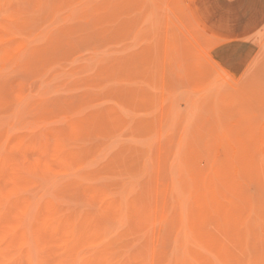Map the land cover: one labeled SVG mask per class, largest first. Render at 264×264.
Instances as JSON below:
<instances>
[{
  "label": "rangeland",
  "instance_id": "rangeland-1",
  "mask_svg": "<svg viewBox=\"0 0 264 264\" xmlns=\"http://www.w3.org/2000/svg\"><path fill=\"white\" fill-rule=\"evenodd\" d=\"M0 264H264V0H0Z\"/></svg>",
  "mask_w": 264,
  "mask_h": 264
},
{
  "label": "bare ground",
  "instance_id": "bare-ground-1",
  "mask_svg": "<svg viewBox=\"0 0 264 264\" xmlns=\"http://www.w3.org/2000/svg\"><path fill=\"white\" fill-rule=\"evenodd\" d=\"M211 62H212V61H211ZM217 68H218V67H217ZM218 72H219V71H218ZM221 72H222V71H221ZM223 75H224V74H223ZM234 84H235V83H234ZM236 85H237V84H236ZM229 86H231V87H232V85H230V84H229ZM236 90H237V89H236ZM231 94H233V93L231 92Z\"/></svg>",
  "mask_w": 264,
  "mask_h": 264
}]
</instances>
